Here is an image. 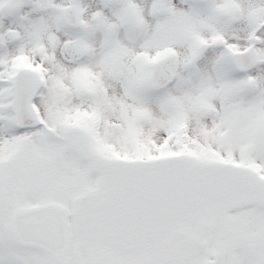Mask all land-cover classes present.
<instances>
[{"label": "snow or ice", "instance_id": "6c2138e0", "mask_svg": "<svg viewBox=\"0 0 264 264\" xmlns=\"http://www.w3.org/2000/svg\"><path fill=\"white\" fill-rule=\"evenodd\" d=\"M0 264H264V0H0Z\"/></svg>", "mask_w": 264, "mask_h": 264}]
</instances>
